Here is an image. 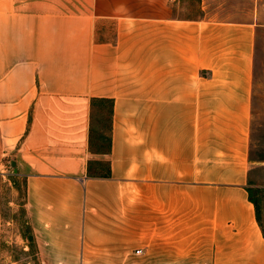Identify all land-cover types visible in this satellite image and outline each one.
Wrapping results in <instances>:
<instances>
[{"label":"crops","instance_id":"crops-1","mask_svg":"<svg viewBox=\"0 0 264 264\" xmlns=\"http://www.w3.org/2000/svg\"><path fill=\"white\" fill-rule=\"evenodd\" d=\"M201 1L0 0V172L24 180L38 264H264L258 25ZM102 99L110 154L91 147Z\"/></svg>","mask_w":264,"mask_h":264},{"label":"rangeland","instance_id":"rangeland-1","mask_svg":"<svg viewBox=\"0 0 264 264\" xmlns=\"http://www.w3.org/2000/svg\"><path fill=\"white\" fill-rule=\"evenodd\" d=\"M187 6L189 14L196 15L202 1L187 0ZM204 7L206 13L216 18L252 20L258 25L249 192L264 230V0H204ZM24 200L23 178L15 176L11 169L0 172V264H38L35 250L26 237Z\"/></svg>","mask_w":264,"mask_h":264},{"label":"trees","instance_id":"trees-1","mask_svg":"<svg viewBox=\"0 0 264 264\" xmlns=\"http://www.w3.org/2000/svg\"><path fill=\"white\" fill-rule=\"evenodd\" d=\"M92 105L94 112H93V124L91 130L92 132L91 147L92 149H96L99 152L110 154L112 147L111 131H112L113 103L110 100L102 99V100H94ZM98 169L103 173H96L98 171L94 172L90 167L89 169L90 175L100 176L105 178L111 177V166L109 161L98 162ZM250 200L255 204V202L253 201V199H251V197ZM255 206L257 210L258 222L260 223L258 208L256 204ZM262 231L264 234L263 229Z\"/></svg>","mask_w":264,"mask_h":264},{"label":"built area","instance_id":"built-area-1","mask_svg":"<svg viewBox=\"0 0 264 264\" xmlns=\"http://www.w3.org/2000/svg\"><path fill=\"white\" fill-rule=\"evenodd\" d=\"M136 253H137V254H139V253H140V251H137Z\"/></svg>","mask_w":264,"mask_h":264}]
</instances>
